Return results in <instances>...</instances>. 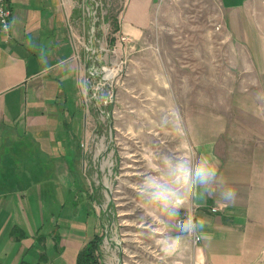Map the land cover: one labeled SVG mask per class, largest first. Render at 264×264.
I'll return each instance as SVG.
<instances>
[{"label": "crops", "instance_id": "obj_1", "mask_svg": "<svg viewBox=\"0 0 264 264\" xmlns=\"http://www.w3.org/2000/svg\"><path fill=\"white\" fill-rule=\"evenodd\" d=\"M210 1L223 38L209 44L214 62L233 67L226 80L240 84L224 91L230 105L201 106L198 142L237 199L211 196L196 208L193 197L187 215L209 222L189 236L195 264H264V73L244 85L235 76L241 65H264V0ZM8 3L17 23L0 31V264H77L100 226L82 172L96 140L90 109L104 106L97 84L116 41L121 61L159 60L163 0Z\"/></svg>", "mask_w": 264, "mask_h": 264}, {"label": "rangeland", "instance_id": "obj_2", "mask_svg": "<svg viewBox=\"0 0 264 264\" xmlns=\"http://www.w3.org/2000/svg\"><path fill=\"white\" fill-rule=\"evenodd\" d=\"M168 2L162 5L159 60L148 59L146 65L130 57L121 61L114 42L107 76L97 84L104 106L94 108L95 101L87 99L93 104L88 120L97 129L82 172L100 220L99 264H195L194 242L177 227L190 205L183 204L176 217L151 202L142 181L149 174L165 180L164 165L178 145L185 139L200 140L201 106L230 105L224 91L240 83L226 80L233 67L214 62L219 50L209 44L223 40L214 3ZM263 73L264 65H241L235 76L245 75L244 85L250 76ZM75 177L78 189L83 188L81 176ZM69 178L66 173L65 184Z\"/></svg>", "mask_w": 264, "mask_h": 264}, {"label": "clouds", "instance_id": "obj_3", "mask_svg": "<svg viewBox=\"0 0 264 264\" xmlns=\"http://www.w3.org/2000/svg\"><path fill=\"white\" fill-rule=\"evenodd\" d=\"M16 23L15 18L10 23L5 22L3 30L7 31L9 25ZM30 49L35 51V45H30ZM176 115L180 117L178 109ZM180 121L182 125L181 117ZM164 167L165 180L149 174L144 177L142 184L151 202L160 204L166 211L170 209L176 217L183 204L190 205L193 197L197 199L196 208L202 206L200 201L211 196L217 197L225 205L235 203L237 199V190L227 186L221 175L220 160L210 151H202L198 141L193 143L192 140L185 139L181 142L177 153L169 157ZM208 222L206 218L197 219L190 213L186 219L180 220L177 227L180 233L195 235L199 232L203 235Z\"/></svg>", "mask_w": 264, "mask_h": 264}, {"label": "trees", "instance_id": "obj_4", "mask_svg": "<svg viewBox=\"0 0 264 264\" xmlns=\"http://www.w3.org/2000/svg\"><path fill=\"white\" fill-rule=\"evenodd\" d=\"M102 239V235H96L79 253L77 264H99L95 253L99 251Z\"/></svg>", "mask_w": 264, "mask_h": 264}, {"label": "built area", "instance_id": "obj_5", "mask_svg": "<svg viewBox=\"0 0 264 264\" xmlns=\"http://www.w3.org/2000/svg\"><path fill=\"white\" fill-rule=\"evenodd\" d=\"M0 13H2V15H0V31H2L3 33H8V31L10 30V26H8L7 31L3 30V24L5 22H11L12 19V7L11 5L8 3V0H0ZM120 41L125 42L129 40V37L126 35H121L119 36ZM105 75H107V72L105 70ZM196 241H198L200 239L199 235H196L195 237Z\"/></svg>", "mask_w": 264, "mask_h": 264}]
</instances>
